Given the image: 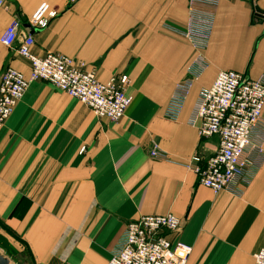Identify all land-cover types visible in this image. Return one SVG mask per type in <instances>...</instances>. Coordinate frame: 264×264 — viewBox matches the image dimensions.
Listing matches in <instances>:
<instances>
[{
    "label": "crops",
    "instance_id": "crops-1",
    "mask_svg": "<svg viewBox=\"0 0 264 264\" xmlns=\"http://www.w3.org/2000/svg\"><path fill=\"white\" fill-rule=\"evenodd\" d=\"M43 3L57 16L33 32L32 53L72 58L103 83L126 74L132 104L112 123L46 82L30 85L0 130V250L20 264H108L129 223L172 214L181 227L170 239L192 248L188 264H254L264 248V152L251 151L239 195H214L194 165L218 139H201L191 118L221 71L264 76V0H220L201 53L207 68L177 115V86L199 68L200 52L173 31L185 29L189 0H12L0 9V39L16 16L29 33ZM18 45L0 41V77L6 67L30 73ZM252 141L264 149V130Z\"/></svg>",
    "mask_w": 264,
    "mask_h": 264
},
{
    "label": "built area",
    "instance_id": "built-area-1",
    "mask_svg": "<svg viewBox=\"0 0 264 264\" xmlns=\"http://www.w3.org/2000/svg\"><path fill=\"white\" fill-rule=\"evenodd\" d=\"M12 0H0V9L8 10ZM220 0H189L188 22L184 30L175 31L197 51V70H190L186 81L177 86L170 113H180L192 88L193 78L207 68L201 54L209 47ZM57 16L49 4L43 3L29 20V33H23L21 19L16 16L0 41L13 47L30 63V73L6 67L0 77V130L12 116L34 82H46L60 92L88 107L94 116L112 123L121 121L132 104L126 88L130 79L116 74L107 82H100L95 69L67 56L47 53L38 57L32 53L33 32L46 28ZM264 76L252 80L234 71H221L210 88H203L198 96L191 125L201 139H218L216 152L204 161L195 158L194 172L199 183L214 195L229 191L239 195L238 181L248 183L252 150L263 154L262 144L253 145L256 129L264 130ZM153 157L161 154L155 148ZM181 220L172 214L142 216L126 227L123 239L108 264H188L192 248L170 239L177 234ZM254 264H264V248L254 256Z\"/></svg>",
    "mask_w": 264,
    "mask_h": 264
},
{
    "label": "rangeland",
    "instance_id": "rangeland-1",
    "mask_svg": "<svg viewBox=\"0 0 264 264\" xmlns=\"http://www.w3.org/2000/svg\"><path fill=\"white\" fill-rule=\"evenodd\" d=\"M0 254H2L3 256L7 257L10 260V264H20V262H18L17 259L10 257L4 251L0 250Z\"/></svg>",
    "mask_w": 264,
    "mask_h": 264
},
{
    "label": "water",
    "instance_id": "water-1",
    "mask_svg": "<svg viewBox=\"0 0 264 264\" xmlns=\"http://www.w3.org/2000/svg\"><path fill=\"white\" fill-rule=\"evenodd\" d=\"M0 264H10V260L7 257L0 254Z\"/></svg>",
    "mask_w": 264,
    "mask_h": 264
}]
</instances>
